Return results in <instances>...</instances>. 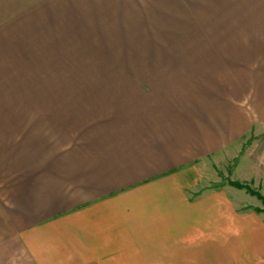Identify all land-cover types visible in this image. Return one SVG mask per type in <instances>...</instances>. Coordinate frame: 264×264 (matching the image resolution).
<instances>
[{"label":"crops","instance_id":"obj_1","mask_svg":"<svg viewBox=\"0 0 264 264\" xmlns=\"http://www.w3.org/2000/svg\"><path fill=\"white\" fill-rule=\"evenodd\" d=\"M165 1L62 0L11 29L44 22L29 47L5 43L18 57L0 38V264H264L260 199L214 179L236 160L264 193V11L236 39L226 16L224 36L174 42L193 52L115 68L136 57L117 52L122 38L163 22ZM30 86L41 94L10 100Z\"/></svg>","mask_w":264,"mask_h":264},{"label":"rangeland","instance_id":"obj_2","mask_svg":"<svg viewBox=\"0 0 264 264\" xmlns=\"http://www.w3.org/2000/svg\"><path fill=\"white\" fill-rule=\"evenodd\" d=\"M61 1L62 0H0V9L2 8L7 9L5 10L6 12H0V38H4V48L6 49L7 57H12V55L18 57V52H19L18 49H15L13 47H9L7 50V44L5 43L8 42V39L13 41L14 43H17L18 46L20 45L22 46L24 44L28 46L30 43L35 42V40L40 41L38 33H40V28L44 22L40 24V27H38L37 30H32L31 32H24L19 35H17V33L10 34L11 29L13 27L19 26L18 21H22L26 16L31 14L33 12V9L68 8V5L63 4ZM188 1L191 3V5H188V7H184L182 6V4L178 3L179 0H170L169 3L165 1L164 4L166 5L167 12L165 16L166 19L164 18L165 20L163 22L157 21L154 23V26L152 23L151 26L147 28V30H145L144 28H137L136 30H134L136 33L128 34L125 38H122L123 41L127 40V42L118 45L117 52H122V53L133 52L136 55V57H134L136 58V60L130 57H129L130 59L126 60L125 58L121 57V60L117 59V64L115 68L134 69L137 67V64L139 65L142 62H144L145 54L146 52L149 51L172 53V52L187 51L188 48L190 47H192L193 50L192 44L191 45L174 44V42H177V40L180 38L181 35L190 37L191 40H193V38L195 37L203 38L208 36H213V37L224 36L226 33V28L223 22L225 21L226 16L232 17L233 21L231 22L234 24L233 36L236 39L242 36L243 23L252 24L253 22H256L260 14L264 11V0H251L250 3H248V1L250 0H188ZM155 4L157 3L155 2ZM13 9H16L15 12L10 11ZM8 11L9 13H14V14H9ZM64 15L65 14H63L62 17L58 18L57 20V22L60 23V24H56L59 28L62 24L66 25L63 23L65 21ZM211 16H212V21L214 23V27L212 29L203 30L204 21L207 20V22H209ZM53 31H54V26H50V28H47L45 26L43 29L44 35L46 36H48V34L51 35ZM54 36L55 34H52V37ZM152 37H153V42H156L161 38H164L165 42L167 43L162 45L149 44L148 42L152 41ZM52 41H54V39H52ZM21 67L24 73L25 66L22 63H21ZM88 67L108 68L112 66L108 65L105 62L102 63V65H99L98 62H89ZM27 70L28 69L26 68V71ZM60 71L64 73L63 70ZM16 72L18 73L15 76L16 79H14L13 87L15 85L18 88L19 86L22 85L21 78L23 76L21 73H19V71ZM41 79L44 78H33V79L31 78L32 81L31 83H30V79H24L23 83L28 85L30 84L37 85V86L51 84V83H47L46 80H41ZM73 79H74L73 81L76 82L78 81L79 77H74ZM75 82L73 83L76 84ZM40 88L41 87L34 90L30 86V88L25 89V91L22 88L17 89L21 91V93L17 94V91L11 92L10 100H18V95L20 96V99H22V94H23L24 96L23 100H25L28 103L32 101V99H34L35 96L41 94V92L40 93L38 92L41 90ZM229 163L231 164L230 166L232 167L236 163V160H231ZM230 166L228 167L229 172H226L227 165L224 164L219 165V168L222 169V172L217 171L219 175L217 174L216 178H214L217 179V181H219L218 182L219 186L226 184L234 188L243 189L247 191L246 188H238L234 185H231L230 181H233V182H240L241 184H245V185L248 184V186H250L252 189L256 191H260L253 184L237 179L234 172L231 171L232 168ZM221 180L222 182H220ZM215 182H213L212 179L210 184ZM243 190L236 191L234 194L235 202L239 204L243 203L242 201ZM260 201H261V205L258 206L257 208H264V204L261 199Z\"/></svg>","mask_w":264,"mask_h":264},{"label":"trees","instance_id":"obj_3","mask_svg":"<svg viewBox=\"0 0 264 264\" xmlns=\"http://www.w3.org/2000/svg\"><path fill=\"white\" fill-rule=\"evenodd\" d=\"M251 2V0L250 1H248V3H250ZM193 52L192 51V47H190V48H188V50H187V52ZM230 184L231 185H234V186H236V187H238V188H246V190L250 193V194H252V195H255V196H257L259 199H261L262 200V202H263V204H264V194H262L260 191H256V190H254V189H252L250 186H248V184H241L240 182H233V181H230ZM257 212H264V208H254Z\"/></svg>","mask_w":264,"mask_h":264}]
</instances>
